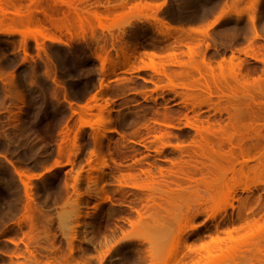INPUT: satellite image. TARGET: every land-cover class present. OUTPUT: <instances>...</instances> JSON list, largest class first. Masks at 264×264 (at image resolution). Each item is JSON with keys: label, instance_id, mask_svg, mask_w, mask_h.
<instances>
[{"label": "rangeland", "instance_id": "374dc122", "mask_svg": "<svg viewBox=\"0 0 264 264\" xmlns=\"http://www.w3.org/2000/svg\"><path fill=\"white\" fill-rule=\"evenodd\" d=\"M146 1L160 7L157 12L163 15L161 17H167L173 27L205 28L212 25L206 37L193 34L189 42L191 45L200 44L197 48L200 52H204L207 43L210 44L206 58L215 66L231 53L242 60L240 71H235L236 79L234 74L229 77L231 71L227 70L228 67L223 69V75L229 78V89L223 92L228 94L230 91L235 96L229 93L219 100L218 96H213L208 105L192 106L181 95L187 96L190 91L180 88L172 91L165 86L167 81L164 78L150 71L134 70L142 65L138 61L133 66H123L113 49L121 47V39L126 35L141 41L143 49L148 52H187L184 44L188 41L178 45L181 39L177 34L171 37L158 35L151 24L137 22L139 13L129 15L127 9L117 7L118 11L115 9L116 13H110L109 19L102 23L103 29L92 18L95 10L103 13L106 8L112 9L120 2L130 0H1L5 13L0 11V264H180L187 245L182 235L189 227L198 228L197 233L189 236L191 248L199 244L201 236L218 233L224 237L226 228L244 223L236 215L243 199L257 194H261V202L253 211L254 218L264 217L262 186L252 192H241L242 185L228 197L218 196L206 213L192 222L189 221L190 215L185 214L188 206H194L195 196L188 194L194 191L192 183L179 180V185L186 191L169 196L166 202L157 200L162 203L159 208L152 209V205H148L151 210L141 219L134 209H143L149 193L119 187L120 174L129 170L145 179L140 171L151 168L158 181H163L159 169L166 174L171 170L172 161H179L183 166L192 163L201 167L200 161L204 160L181 155L171 147L162 149L154 139L156 135L169 133L170 145L181 142L184 149L193 147L191 140L195 132L185 127L186 116L191 122L207 120L216 130H229V123L235 125L227 111L241 116L235 125L238 131L233 136L237 141L232 140V143L241 144L243 149L236 145L234 149L228 142L230 146L226 142L221 144L223 139L217 140V145H214L216 140L212 142L214 152L221 154L217 157L227 163L236 162V170L241 167V152L246 147L260 145L264 151V64L248 56L264 58V0H199L197 7L190 0ZM251 5H254L253 10ZM248 12H252L256 20L259 34L256 39L253 38ZM146 14L152 15V12ZM172 18L178 19L179 23L174 24ZM126 22L133 27L130 29L124 24ZM120 27L121 31L118 30ZM106 53L117 65L115 75H104L99 71L100 62L96 56L104 57ZM178 61L191 62L186 55L178 57ZM107 68L111 66L108 64ZM185 69L169 66L166 72L182 73ZM215 73L220 76L219 70L216 69ZM100 83L105 85L103 92L91 111L92 116L85 117V120L93 124L100 115L109 118L100 129L112 132L101 138L99 145L90 128L81 130L74 141L79 151L71 163L67 155L73 151L76 131V118L71 110L76 108L74 104H83L96 94ZM198 93L193 92L195 98L190 95L192 92L188 96L195 100ZM21 99L23 103L19 101ZM69 102L73 103L72 108ZM166 113L174 117L173 128L154 123L156 119L161 122ZM66 127L71 131L64 140L61 132L66 131ZM97 145L102 146L104 157L109 150L119 164V172L116 171L112 178L106 177L107 193L99 196L95 195L94 188L92 190V181L100 172L105 175L110 172L105 166L110 161L109 157H105V161L101 153H95ZM44 151L47 159L43 157ZM258 154L255 158L260 156ZM6 159L21 170L39 175L30 182L36 193L35 202L30 207L32 231L29 223L22 221L26 214L23 190ZM103 162L105 167H102ZM56 164L59 167H55ZM256 164L257 161L253 160L248 166L253 168ZM90 174L92 180L88 182L86 178ZM181 176L184 177L179 175V179ZM195 177L200 178V175ZM170 178H164L169 181L167 186L177 189L178 181L173 178L175 183H170ZM162 185L158 188L167 190ZM246 186L252 187V183ZM106 196L111 201L101 203ZM223 209L225 213L214 220L207 219L211 213ZM250 217L249 214L247 220ZM71 242L72 251L69 253ZM250 263L242 254L230 257L218 251L201 264Z\"/></svg>", "mask_w": 264, "mask_h": 264}, {"label": "bare ground", "instance_id": "6f19581e", "mask_svg": "<svg viewBox=\"0 0 264 264\" xmlns=\"http://www.w3.org/2000/svg\"><path fill=\"white\" fill-rule=\"evenodd\" d=\"M122 1V0H121ZM126 1V0H123ZM129 1V0H128ZM38 2V1H37ZM40 2V1H39ZM191 4L194 7H197L199 4V0H190ZM41 4V3H40ZM118 5V4H117ZM235 5V3H233V6ZM116 6V5H115ZM40 7V6H39ZM105 8V6H103ZM114 7V6H112ZM121 10V9H127V14H134V13H139V17L137 18V22L141 25L148 23L151 24L152 26H154L155 32L158 35L161 36H166V37H171L174 33L177 34L179 36V38L181 39L180 42L178 43V45H182L184 44L186 41H188L187 43H185V47L187 52L186 53H176L175 51H171V52H167V54L164 53H158L155 51H145L143 49V44L140 42H138L137 39L133 40L132 36H125L122 40L121 43V47L119 49H113L116 59L119 61L121 60V64L123 66H133L134 62H139L140 64H142L141 66L134 68V70L136 71H147V72H152L153 74H155L158 77L164 78L165 81H167L165 86H167V88H170V90L174 91L175 88H180L181 90H186V91H190V93L194 92L199 94L198 99H193L194 94H190L193 98L190 97V95L184 96L186 94H181L184 97V100L189 101L188 104H191L192 106H196V107H200L203 105H208V103L211 101V98L213 96H218V100L222 99V97H227L229 93H231L229 91V93L225 94L224 89L226 91L227 87V83L229 82V78L225 77L223 75V71L226 69L225 67H228V71L231 73H229V77L232 78L233 74H234V78L236 79V73L235 71H240V68L242 66V60H240V58L238 56H235L234 53H231V55L227 58L222 57L217 63L216 66L213 65V62L211 61V59H207L206 58V52L211 48L210 44H206L205 48H204V52H200L197 50L198 45H194V44H190L189 41H192V35L193 34H200L204 37L207 36V32L208 30L212 27V25L207 26L205 28H198V27H173L171 24H169V19L167 17H161L163 15H159V13L157 12L160 7H156L154 4L148 2V1H144V0H139L138 2L131 0L130 2H120L118 6L112 8L114 9V11H110L112 9L110 8H106V10L103 13H98L96 10L93 14V19L98 22L100 24V28L103 29L104 27H102V23L106 20L109 19V15L110 13L115 14L116 10L115 9ZM156 7V11H153V9ZM254 5H251L250 9L253 10ZM110 9V10H109ZM117 9V11H118ZM0 11L4 14V9L2 11V4H1V0H0ZM152 12V15H147V12ZM172 22H174V24H178L179 20L178 19H174L172 18ZM248 21L251 23L252 26V34H253V38L256 39L259 37L258 31L256 29V20L255 17L253 16L252 12H248ZM127 24L130 29L133 27L131 26L130 23H124ZM122 27L118 28V30L121 31ZM124 34V33H123ZM126 34V33H125ZM134 35V34H133ZM120 40V41H121ZM176 40V39H175ZM119 41V42H120ZM178 41V40H177ZM185 41V42H184ZM143 42V41H142ZM184 42V43H183ZM174 46V45H173ZM172 46V48H173ZM184 56L186 55L189 60H191L190 63H184V62H180L178 61V57L180 56ZM250 56L252 59H254L255 61H258L262 64H264V58L258 59L257 56ZM196 58H198L199 60L197 61ZM96 59L100 62L99 64V71L104 74V75H115L116 74V63H114V61L111 59L110 54L106 53L105 56H96ZM145 60H147V62H145ZM166 60V61H163ZM110 65L111 68L108 69L107 65ZM169 66H179L182 68H186L185 72L182 73H171L168 74L166 72V68ZM215 66V67H214ZM219 70L220 71V76H217L215 71ZM224 69V70H223ZM232 74V75H231ZM154 75V76H155ZM233 78V79H234ZM143 82H147L144 78H141ZM176 82V83H175ZM154 85V84H153ZM156 85V84H155ZM225 85V86H224ZM103 83L99 85V90L97 91L96 94L90 96V98H88V100L83 103V104H74V106H76L75 109L71 110L72 116L75 117V123L76 124V128H75V134L73 137V151L68 154L67 156H70V162L72 163L73 159L75 158V156L77 155L79 149L76 147V144L74 141H76L78 139V136L81 132V130H83L84 128L88 127L90 128V130L92 131V133H94V138L96 139V141L98 140V144L100 145V139L104 138L106 136L107 133L112 132L111 130H104V129H100V127L104 126L106 124L107 121H109V118H105L102 115H100L99 120H97L96 122H93V124L91 123V121H86L85 117L87 116H92L91 111L92 109L95 107V103L97 102V100L99 99V96L102 94L103 89H104ZM158 86V85H156ZM226 87V88H225ZM155 89H158L157 87ZM174 89V90H173ZM229 89V88H228ZM198 91V92H197ZM187 93V92H186ZM234 95V93H231V95ZM230 95V96H231ZM181 96V97H182ZM230 96L228 98H230ZM235 96V95H234ZM187 97V98H185ZM22 98V97H20ZM23 99V98H22ZM21 101V103H23V101ZM183 99V98H182ZM189 99V100H188ZM194 100V102L192 103V101ZM224 99V98H223ZM183 100V103H184ZM185 101V103H186ZM212 102V101H211ZM25 104V103H24ZM69 106L72 108L73 103L69 102L68 103ZM186 105V104H185ZM188 106V105H187ZM191 106V107H192ZM195 107V108H196ZM218 112V111H217ZM221 113V112H219ZM227 113L229 114L228 117H230L231 119H233V121H235V125L239 122V119L241 118V116L236 112H229L227 111ZM21 115H25V112L22 113V111H20ZM72 117V118H73ZM19 118H23V116H20ZM174 117L171 116L170 114L168 115L163 114L162 116V120L161 122H159L157 119L154 120V123H156V125L158 124L159 126L162 125L163 127L166 128H173V124H171V122L173 121ZM196 119V118H195ZM232 121V120H231ZM241 121V120H240ZM96 123V124H94ZM153 123V122H152ZM153 123V124H154ZM73 124V125H74ZM231 124L230 128L229 125L226 126L227 128H229V130H225L226 128L222 129L220 128L218 130L214 129V125H211V123L209 121H202V120H195L194 122H191L187 116L185 117V127L192 129L195 132V136L193 138V140H191L192 144L194 145L192 148L190 147V149H184V147L181 146V142L176 143V145H170L168 143V139L170 138L169 133L166 134H159L156 135L154 137V139H156L160 145L161 148L164 149L165 147H171L173 150L177 151V153L179 152V154H186V156H189L190 158L193 159L199 158L201 160L204 161H200V165L201 167H197L196 164L192 165V163L189 165V163L184 164L185 166H183V164H179L178 162L172 161L171 162V170H169L166 174L163 173L162 169H159V176L160 178H163V181H158L159 179H157L156 175L154 173H152L151 168L146 169V170H141L140 172L146 176L145 179H140V175L135 174L132 172V170H129L127 173L125 174H120V179L118 180L119 183V187H129V188H133L141 193H149L146 196V202L143 206V209L141 210H135L138 218H143L144 214L148 211L151 210L148 208V205H152L150 208L152 209H156L159 208L161 206V202L163 201H167L169 196H173L177 193H183L184 191H186L185 188L181 187L179 185V180H181L182 182H186V183H192L194 185V191L193 192H187L189 195H194L195 196V201H194V206L192 208V206H188L185 210V214L187 216L190 215V219L189 221L192 222L194 219L204 215L208 209V207L210 205H212L216 198L220 195L222 196H230L232 195V193H235L238 191L240 186H244V187H240L241 188V192H252L253 189H258V187L262 186L264 187V151L263 148L260 145H255L251 148L246 147L245 150H241V167H239L238 164V169L236 170V166L235 163H227L224 161H221L220 158H218L217 156L221 155H217V153L214 152V148L212 147V142L213 140L216 142L214 143V145H217V140L218 141H223L221 142V144L224 142H228L230 143V145H233L232 140H236L234 139L233 136H235L234 132L238 131L235 129V125H233L234 123H229ZM213 126V127H212ZM71 130L66 127V131L61 132V135L64 136V140L68 139V133ZM114 132V130H113ZM29 135V133H27ZM119 135V134H118ZM237 135V134H236ZM67 137V138H65ZM120 137L123 139L124 136H122L120 134ZM237 137V136H236ZM240 137V136H239ZM233 138V139H232ZM241 138V137H240ZM94 139V141H95ZM197 139V140H196ZM242 139V138H241ZM100 140V141H99ZM125 140V138H124ZM238 140H240L238 138ZM244 142V139H242ZM241 140V142H242ZM237 141V140H236ZM227 143V145H229ZM239 143V141H238ZM97 144V143H96ZM237 143H234V145H236ZM97 145V146H99ZM220 145V143H219ZM229 145V146H230ZM232 146L233 148L235 146ZM239 145V146H238ZM236 145L237 148H240L241 144ZM97 149L95 150V153H101L102 156L104 157L105 153L103 152V148L102 146L96 147ZM160 148V150H161ZM232 148H230L231 150ZM235 149V148H234ZM240 149H243L242 147ZM240 149H239V153H240ZM156 151V150H155ZM237 151V150H236ZM262 151V152H261ZM159 151H156V153H158ZM233 152V151H232ZM161 153V152H160ZM220 153V152H219ZM260 154V156L258 158H255L257 155L255 154ZM106 156L105 157H109V161L110 164L109 165H105L103 162V166H108L106 168L109 169V173L107 175L104 174H98V177H96L95 180H93V187L92 190L94 188V192L95 195H100L102 193H107V184L105 183V181L107 180L106 177L111 176L114 177V173L118 170L119 164H117L115 158H113L112 153L109 152V150L106 152ZM216 154L217 157V161H221V162H217L215 161L214 157ZM232 154V153H230ZM229 154V158L230 155ZM258 154V155H259ZM234 155V154H232ZM47 152L44 151L43 157L45 159H47ZM185 156V155H184ZM104 157V160H105ZM221 157V156H219ZM223 158V157H222ZM228 158V157H227ZM232 158H235V156ZM255 158V159H254ZM238 159V158H237ZM237 159H233L234 161ZM107 160V159H106ZM105 160V161H106ZM232 160V159H231ZM256 160L257 164L255 165V167L250 168L248 166V163L250 161ZM198 161V160H197ZM196 161V162H197ZM228 161V160H227ZM232 161V162H234ZM190 162V161H189ZM195 162V159H194ZM239 162V161H238ZM6 163L11 167V169L13 170V173L17 176L18 182L20 183L22 190H23V195L25 198V210H26V214L23 218V222H28L29 226H30V230H33V212L31 210L30 212V207L32 206V203L35 202V195L36 193L33 192V188L30 184L31 180L33 179H37L39 178V175H34L31 173H28L24 170H21L19 168H17L15 166V164L13 162H11L10 160L6 159ZM69 163V162H68ZM199 164V162H198ZM105 165V166H104ZM249 168H248V167ZM55 167H59V164H56ZM175 169V171H173ZM101 171V170H99ZM203 171H206L205 173H203ZM216 172V173H215ZM196 174L200 175V178H196ZM215 174V175H214ZM167 175V176H165ZM179 175H183L185 177V179H183L184 177H180L181 179H179ZM217 175V176H216ZM228 175H230V177H228ZM86 177V176H85ZM176 178V180L178 182H176V187L177 189L172 190L169 189V187L167 186V183L169 181H166L164 178ZM214 177V178H213ZM173 178H170V183H175V180H173ZM178 178V179H177ZM88 179L87 181L90 182L91 179V174L90 176H87ZM92 180V179H91ZM162 182H164L165 184L164 187L167 188V190H163L162 188H158V186L162 185ZM251 182L252 183V187H248L246 186L247 183ZM89 185V184H88ZM88 185H86L87 187H89ZM162 185V186H163ZM91 189V188H90ZM261 191H264V189L262 188ZM116 192V190H115ZM114 193V192H113ZM86 194V192H85ZM88 194V193H87ZM230 194V195H229ZM234 196V195H233ZM121 198H119L120 200ZM102 202L101 203H105L107 204V202L109 203L111 200L106 196L105 198L101 199ZM113 200V199H112ZM118 200V199H117ZM157 200L161 201L158 202ZM150 202V204H149ZM261 202V194H257L256 196H247L246 198L243 199V201L241 202V205H239V210L237 212V219L239 220H243L244 223L239 225V226H232L231 228H226L223 233L225 234L224 237H221L218 235V233L215 236H211L208 235L207 237L201 236L199 237V244L196 246H192L188 245V239L190 235H193L195 233H197L198 228L197 227H189L188 230L184 233V235H182V238L184 239L185 243H187V245L185 246V250L186 252H184L182 254V256L180 257V264H201L203 261L206 262V260H208L213 253L215 252H225L227 253L230 257H237L238 254H242V256L246 259L250 260V264H264V217H260L255 219L254 218V209L257 205H259ZM152 203V204H151ZM100 204V203H99ZM97 204L96 207L99 205ZM113 204V203H112ZM115 205V204H113ZM117 205V204H116ZM142 210H144V212H142ZM224 211L226 210H218L217 212H213L210 215L207 216V219L209 220H214L215 218H217V216L221 215V213H225ZM222 213V214H223ZM250 214V220H247V216ZM88 214H86L87 216ZM103 218V217H101ZM22 221L18 224L19 226L21 225ZM75 228V227H74ZM98 229V228H97ZM92 232V231H91ZM93 233V232H92ZM93 238V236H92ZM207 238V239H205ZM89 242V241H88ZM13 245L15 243L11 242ZM101 245H105L101 244ZM118 245V244H117ZM70 250L69 253L72 251V242L71 244H69Z\"/></svg>", "mask_w": 264, "mask_h": 264}]
</instances>
